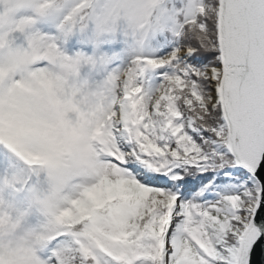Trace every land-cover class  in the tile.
Returning a JSON list of instances; mask_svg holds the SVG:
<instances>
[{
  "label": "snow or ice",
  "instance_id": "6c2138e0",
  "mask_svg": "<svg viewBox=\"0 0 264 264\" xmlns=\"http://www.w3.org/2000/svg\"><path fill=\"white\" fill-rule=\"evenodd\" d=\"M0 153V264H264V0H0Z\"/></svg>",
  "mask_w": 264,
  "mask_h": 264
},
{
  "label": "clouds",
  "instance_id": "9594fccd",
  "mask_svg": "<svg viewBox=\"0 0 264 264\" xmlns=\"http://www.w3.org/2000/svg\"><path fill=\"white\" fill-rule=\"evenodd\" d=\"M76 66L73 65V68ZM99 95V90H94L90 99L95 100ZM38 247V241L32 232L20 231L16 234H0V250L10 253L17 262L23 261L26 255Z\"/></svg>",
  "mask_w": 264,
  "mask_h": 264
},
{
  "label": "trees",
  "instance_id": "16d2710c",
  "mask_svg": "<svg viewBox=\"0 0 264 264\" xmlns=\"http://www.w3.org/2000/svg\"><path fill=\"white\" fill-rule=\"evenodd\" d=\"M109 46L110 45L102 44L100 48L103 51ZM77 47L88 48L90 50V45H81L79 44L78 39H77ZM95 80H99V77L95 74L89 75L87 68H83L80 70V86L85 89L84 95L80 97V104L84 108L89 109V110L96 108L100 101V96H101L100 92H99L97 99L95 100L90 99L94 90L97 89L95 87H92V82Z\"/></svg>",
  "mask_w": 264,
  "mask_h": 264
},
{
  "label": "rangeland",
  "instance_id": "374dc122",
  "mask_svg": "<svg viewBox=\"0 0 264 264\" xmlns=\"http://www.w3.org/2000/svg\"><path fill=\"white\" fill-rule=\"evenodd\" d=\"M0 155H3L2 153H0ZM37 222V218L36 217H31L28 221V224L25 227H29V226H34Z\"/></svg>",
  "mask_w": 264,
  "mask_h": 264
}]
</instances>
